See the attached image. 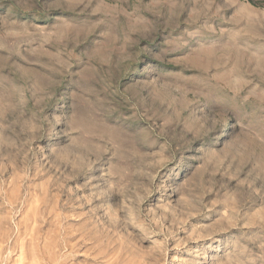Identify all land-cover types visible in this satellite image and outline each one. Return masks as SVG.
Listing matches in <instances>:
<instances>
[{
	"label": "rangeland",
	"instance_id": "1",
	"mask_svg": "<svg viewBox=\"0 0 264 264\" xmlns=\"http://www.w3.org/2000/svg\"><path fill=\"white\" fill-rule=\"evenodd\" d=\"M0 264H264V0H0Z\"/></svg>",
	"mask_w": 264,
	"mask_h": 264
}]
</instances>
